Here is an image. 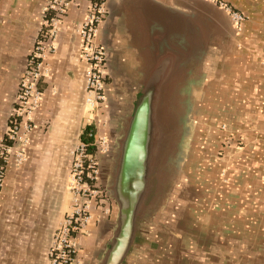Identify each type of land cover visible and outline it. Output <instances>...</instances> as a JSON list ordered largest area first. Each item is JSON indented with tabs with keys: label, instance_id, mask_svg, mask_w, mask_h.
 <instances>
[{
	"label": "crops",
	"instance_id": "1",
	"mask_svg": "<svg viewBox=\"0 0 264 264\" xmlns=\"http://www.w3.org/2000/svg\"><path fill=\"white\" fill-rule=\"evenodd\" d=\"M48 1L0 0V264H51L50 245L72 208L84 129L116 143L133 88L160 86L162 102L167 85L189 87L193 103L180 175L153 213L155 236L130 264H264V0H105L94 42L105 53L107 99L93 108L82 31L94 0H70L45 58L29 142L6 148ZM220 2L246 15L240 30ZM112 151H97L105 186ZM92 211L77 238L78 264H102L114 233L118 205L104 213L93 202Z\"/></svg>",
	"mask_w": 264,
	"mask_h": 264
},
{
	"label": "built area",
	"instance_id": "2",
	"mask_svg": "<svg viewBox=\"0 0 264 264\" xmlns=\"http://www.w3.org/2000/svg\"><path fill=\"white\" fill-rule=\"evenodd\" d=\"M228 12L237 29L242 28L246 15L235 9L232 5L220 2ZM70 0H49L43 7V22L35 45L27 60L25 74L22 77L16 96V106L10 120V129L5 137L7 143L17 142L24 147L30 139L33 128L32 115L40 106L43 98L41 82L49 72L45 60L48 53L56 50L54 39L59 29V24L66 13ZM105 0L93 2L91 14L83 25L82 35L85 41L84 58L88 62L85 72V102L90 107H96L106 101L105 91V53L94 42L98 26L104 19ZM225 125L223 126V128ZM96 132H90L94 136ZM96 147V153L88 151V144L81 141L74 151V160L71 169L70 186L73 191V203L71 211L65 216L64 223L57 230L53 242L49 248L51 264H78L79 234L86 231L88 224L93 219V202L101 206L104 213H110L112 199L107 187L101 179L97 151H105L109 147L106 135L95 138L90 143ZM0 196L2 193L6 169L4 152H0ZM25 153L21 149L18 153V162H22ZM225 176V173H222ZM225 178V177H224Z\"/></svg>",
	"mask_w": 264,
	"mask_h": 264
},
{
	"label": "water",
	"instance_id": "3",
	"mask_svg": "<svg viewBox=\"0 0 264 264\" xmlns=\"http://www.w3.org/2000/svg\"><path fill=\"white\" fill-rule=\"evenodd\" d=\"M161 90L162 87L155 86L149 93L140 94L141 99L129 124L119 176L112 186L119 200L118 217L102 264H121L125 260L136 236L137 219L147 209L146 201L152 186L149 176L159 164L163 148ZM107 189L113 192L109 186Z\"/></svg>",
	"mask_w": 264,
	"mask_h": 264
},
{
	"label": "flooded vegetation",
	"instance_id": "4",
	"mask_svg": "<svg viewBox=\"0 0 264 264\" xmlns=\"http://www.w3.org/2000/svg\"><path fill=\"white\" fill-rule=\"evenodd\" d=\"M22 78V77H21ZM21 81V79H20ZM188 81V80H187ZM174 82V81H172ZM176 82V81H175ZM131 94H128L129 102L124 103L126 108V116L124 115V124L120 135L116 138V143L109 142V150L112 151L113 163L109 168L106 177V184L113 189L119 176L120 165L122 161V149L126 143V138L129 131V124L134 118L137 104L141 99L140 94L150 92L151 87L145 89V86L133 88ZM190 88L183 89L176 85H167L163 87L162 102L160 104V118L163 121V136L161 138V158L155 170L150 174V182L152 184L149 198L146 201L149 210L145 211L137 219V232L132 248L127 255L123 264H130L134 258L140 256L145 251L149 240L155 236L153 231L154 212L162 207L164 196L168 192L176 179L179 178L178 160L184 147V135L188 128V121L193 109V103L188 101V93ZM142 92V93H141ZM183 101V102H182ZM185 101V102H184ZM124 108V109H125ZM157 118V115H153ZM102 181L103 178L101 177ZM113 191V190H112ZM115 191L110 193L112 199V207L119 206V200L114 195Z\"/></svg>",
	"mask_w": 264,
	"mask_h": 264
},
{
	"label": "trees",
	"instance_id": "5",
	"mask_svg": "<svg viewBox=\"0 0 264 264\" xmlns=\"http://www.w3.org/2000/svg\"><path fill=\"white\" fill-rule=\"evenodd\" d=\"M96 1H100V0H94V2ZM90 132H95V129L92 126H87L82 135V141L86 142L89 146H88V151L92 154L96 153V147H94L93 145H91L90 143H92L95 140V135L94 136H89Z\"/></svg>",
	"mask_w": 264,
	"mask_h": 264
},
{
	"label": "rangeland",
	"instance_id": "6",
	"mask_svg": "<svg viewBox=\"0 0 264 264\" xmlns=\"http://www.w3.org/2000/svg\"><path fill=\"white\" fill-rule=\"evenodd\" d=\"M191 117V116H190ZM189 122H190V119H189ZM190 126V124H188V127ZM186 131H188V128H187V130ZM104 184V183H103ZM106 187H107V185H106Z\"/></svg>",
	"mask_w": 264,
	"mask_h": 264
}]
</instances>
